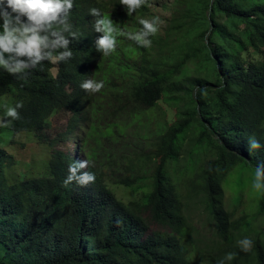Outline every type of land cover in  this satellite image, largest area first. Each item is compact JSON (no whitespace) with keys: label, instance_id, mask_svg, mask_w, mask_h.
I'll return each instance as SVG.
<instances>
[{"label":"trees","instance_id":"trees-1","mask_svg":"<svg viewBox=\"0 0 264 264\" xmlns=\"http://www.w3.org/2000/svg\"><path fill=\"white\" fill-rule=\"evenodd\" d=\"M73 4L68 20L77 37L69 45L70 60L44 61L43 70H29L26 79L0 69V110L23 104L20 119L3 130L9 140L43 130L48 119L64 111L72 115L61 136L83 141L84 148L74 155L54 149L46 175L10 181L13 160L2 147L9 140L0 135V264H264V226L250 239V250H241L237 241L246 236L242 227L248 223L233 219L225 202V185L234 187L235 205L250 188V205L264 218V194L252 188L253 180L231 178L240 163L253 176L264 163V0H187L188 25L172 23L164 35L157 31L148 48L118 36L107 57L95 48L101 33L94 31L89 9L98 8L123 32L135 33L142 28L140 19L149 20V0L132 15L120 0ZM86 79L102 80L104 88L89 93L80 87ZM162 101L185 103L173 125L158 119L143 134L150 146L134 153L125 165L131 172L116 179L140 191L141 200L125 201L109 183L120 172L116 157L101 162L86 147L97 135V143L118 138L144 115L150 122L148 112ZM126 117L130 122L123 121ZM187 132L197 147L179 166ZM253 137L259 149L249 148ZM198 151L212 157L197 158ZM83 154L89 166L81 171L93 173L95 181L65 185L69 165ZM193 182L218 236L205 249L192 238L194 228L183 210L180 185ZM150 222L162 230H150ZM228 253L235 258L225 260Z\"/></svg>","mask_w":264,"mask_h":264},{"label":"rangeland","instance_id":"rangeland-1","mask_svg":"<svg viewBox=\"0 0 264 264\" xmlns=\"http://www.w3.org/2000/svg\"><path fill=\"white\" fill-rule=\"evenodd\" d=\"M192 1V0H188ZM187 0H149L150 15L149 21L158 17L157 23L158 32L164 35L172 23L188 25L187 21L191 20L190 15L186 8ZM1 22V21H0ZM191 78H195V69L190 64ZM186 86L188 82H186ZM184 101L179 104H170L164 101L160 102L159 108L151 110L148 116L153 117L149 122L144 115L140 119L130 122V118L126 117L123 121H128L130 125H126L125 132L118 138L112 136L105 141H98L99 135L96 136V142L91 143V149L93 155H97V158L101 162H105L111 156H115V164L118 166L119 173L114 174L109 179L110 187L114 191L117 197H121L125 201L129 200H141V193L133 189L132 187H126L118 182L116 179L120 175H126L131 172V169L125 165L130 164V159H134V153L137 151H143L149 147L148 139H145L143 134L147 131L148 126L152 129L156 126V121L162 119L167 126L173 125L177 119V112L183 109ZM10 107V106H9ZM5 109L0 110V118L9 119L4 116ZM163 113V116L161 114ZM70 113L61 111L53 115L46 121L45 128L35 133L14 134L10 139L9 132L6 127H0V135L9 141L6 144H2L3 148L12 156L13 164L7 169V174L10 181L21 180L34 175L41 176L48 173V159L51 152L54 149H64L70 151L74 155L75 144L72 141L64 140L61 138V133L65 130L66 125L71 118ZM114 114H111L113 116ZM155 116V117H154ZM89 131V130H88ZM2 143V140H0ZM1 146V145H0ZM197 147L195 138L192 134L187 132L184 134V138L180 141V161L179 166L187 161L189 155L192 154V148ZM200 148H198L199 150ZM95 150V151H93ZM202 151V150H200ZM198 151V156L203 158L212 157L211 153H203ZM85 155V154H83ZM197 154H193L196 156ZM151 163V160H149ZM194 175H192L193 178ZM241 178L242 181L247 182L254 180L252 170L250 167L243 165L242 163L236 165L231 175V178ZM250 188L245 189L242 192V197L239 203L234 204L235 190L231 185H225V202L230 210H233V219L244 218L247 221V226L242 227L246 236L244 238L251 239L256 237L264 226V218L262 215L255 213V210L251 202L254 201L252 194L249 192ZM180 191L183 195V210L184 214L190 220L194 230L192 231V238L194 241L202 247V249L209 248L218 241V236L215 228V222L208 213L205 203L201 198V193L193 182L190 187H186L184 184L180 185ZM150 230H162L155 223H149Z\"/></svg>","mask_w":264,"mask_h":264},{"label":"clouds","instance_id":"clouds-1","mask_svg":"<svg viewBox=\"0 0 264 264\" xmlns=\"http://www.w3.org/2000/svg\"><path fill=\"white\" fill-rule=\"evenodd\" d=\"M145 3L146 0H120V5L124 6L127 15H132ZM73 6V0H0V21H2L0 24V69L19 79H26L30 74L29 70L37 69L38 66L40 70H43L42 62L44 61L59 64L70 60L72 51L69 45L72 39L77 37V33L72 31V25L68 20ZM89 14L95 18L94 31L101 33L95 41V48L105 57L115 51L118 36L127 35L128 39L137 45L148 48L152 43L149 37L158 31V17L151 21L140 19L139 24L142 25L140 31L125 33L109 15L102 14L98 8L89 9ZM80 87L89 93H98L104 88V81L86 79L80 84ZM197 91L207 94L206 89H197ZM4 107V116L10 119L0 118V127H9L13 121L20 119L18 109L22 108L23 104L18 102L14 107L7 105ZM61 138L63 137L61 136ZM73 143L75 144L74 154L77 148L83 152V141ZM248 143L252 150L261 147L260 142L254 137L250 138ZM86 148L90 150L91 144ZM88 166L87 157L83 155V160L75 161L69 165V174L63 183L68 185L75 182L81 186L93 183L95 175L88 171H81ZM252 188L257 193L264 194V163L255 167ZM252 243V240L248 238L237 241L243 251L250 250ZM234 258L235 253H228L225 256L227 261ZM220 264H224V261H221Z\"/></svg>","mask_w":264,"mask_h":264}]
</instances>
